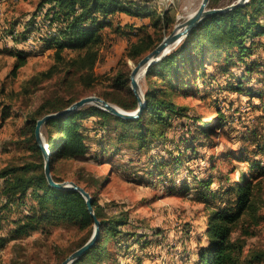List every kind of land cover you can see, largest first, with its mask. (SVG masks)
I'll return each mask as SVG.
<instances>
[{
  "label": "rangeland",
  "instance_id": "374dc122",
  "mask_svg": "<svg viewBox=\"0 0 264 264\" xmlns=\"http://www.w3.org/2000/svg\"><path fill=\"white\" fill-rule=\"evenodd\" d=\"M236 1L219 0L216 7H224ZM38 2L0 0V46L22 48L28 52L26 63L15 73V58L9 54H0V168L12 160H20V157H31L28 150L18 149L17 144L21 145L26 135V120L35 114L42 103L65 100L70 95L85 92V89L90 93L87 96L94 95V90L105 89L108 85L106 77L116 72L130 44L137 40L136 32L147 31L153 37H159L162 33L161 22L154 26L150 16L114 13L109 16L111 25L100 30L103 42L99 59L94 65L96 80L91 90L81 87L73 77L68 79V84L59 86L56 81L61 75H54V78L34 85L28 80L46 71L54 63V49L41 50L37 37L45 30V25H42L43 13L36 20L42 22L40 27L32 31L23 43L14 41L8 31L13 29L16 22H19L15 25L16 30L22 31L36 11ZM145 2L160 13L168 11L173 21L163 39L175 26L193 14L201 0ZM184 37L171 45L154 65L179 46ZM74 53L71 49L63 52L66 56ZM144 55L136 61L127 59L129 68L132 69ZM195 55L198 56V53ZM227 55L223 51L209 50L198 56L200 62L193 71L186 72L187 69H184L180 81L188 84L183 86L181 95L175 96V101L186 107L188 116H174L171 119L172 125L165 128L163 135L149 141L145 148L137 146V136L129 135L125 141L118 140L122 127L115 121L103 128L97 115L77 119L85 127L81 130L88 135L85 141L89 148L78 157L56 158L52 165L60 181L77 182L93 194L104 220L118 218L125 221L119 226L124 235L118 243L107 244L108 259L102 263L195 264L198 246L207 239L204 233L211 211L208 204L197 196L200 184L195 178H212L210 187L215 189L219 185L225 187L238 180L242 172L248 176L255 171L231 153L237 155L243 147L251 149L255 145L250 140L253 137L257 138V142H264V97L222 88L234 81L231 73L236 78L245 73L241 62L230 68L231 73L217 72L219 63ZM245 58L264 60V53L258 49L254 55ZM145 75L146 72H143L138 77L143 94L150 86ZM152 77L159 80L157 75ZM243 80V87L264 91V77L260 71L246 74ZM3 107H10V115L5 119H2ZM192 116L201 119L197 121L199 125L207 123L210 132H198ZM41 132L46 140L43 125ZM191 134L194 150L186 147L183 142ZM99 141L103 143L101 147L98 146ZM174 155L182 158L176 168L165 167L162 175L157 171L149 174L150 169H160L154 160L170 159ZM248 156L257 159L264 167V152ZM2 181L0 179V185ZM2 202L3 197L0 195V204ZM214 203L220 204L218 201ZM19 211H27V206L21 205ZM19 211L7 213V219L1 223L0 237H6V240L0 242V264H59L94 232V224L91 228H82L67 220H55L41 224L26 235L11 239L7 237L11 227L9 220L16 217ZM261 212L264 213V205ZM262 243L264 222L258 226L257 235L248 240V245Z\"/></svg>",
  "mask_w": 264,
  "mask_h": 264
},
{
  "label": "trees",
  "instance_id": "16d2710c",
  "mask_svg": "<svg viewBox=\"0 0 264 264\" xmlns=\"http://www.w3.org/2000/svg\"><path fill=\"white\" fill-rule=\"evenodd\" d=\"M218 2L219 0H209L208 5L216 7ZM122 12L131 16H150V22L154 26L161 22L162 33L159 37H153L147 31L136 32L137 40L130 44L124 59L118 64V69L106 77L108 85L103 90L93 89V93L123 109H136L138 102L130 88L131 69L127 59L136 61L138 57L155 48L173 23L168 11L163 10L160 13L145 0H39L36 11L28 23H25L22 31L16 30L15 25L19 22L8 31L14 41L23 43L32 31L38 30L40 23L45 25V30L37 37L41 50L54 49V63L46 71L33 75L28 82L37 85L43 80L54 78V75H61L56 81L59 86L68 84V79L73 77L81 87L91 90L96 80L94 65L99 59L103 42L100 30L111 25L109 16ZM42 13V22H36L37 16ZM66 49L75 53L66 56L63 54ZM258 49L264 53V0H248L233 9L203 18L189 31L179 46L147 70L145 78L150 86L144 92L145 105L138 118H119L93 103H87L65 116L50 118L43 124L53 180L60 181L53 169V160L62 156L78 157L84 155L89 148L85 141L88 135L81 130L85 127L79 123L78 118L97 115L103 128L115 121L122 127L117 136L118 140L125 141L129 135L137 136V146L145 148L149 141L163 135L165 128L172 125L171 119L174 116H188L186 107L177 103L175 96L181 95L183 86L188 84L180 81L181 73L184 69H187L186 72L193 71L200 62L198 56L203 52L215 50L229 54L219 63L216 70L219 73H231L232 66L242 63L244 75L236 78L231 73L234 81L222 88L264 97L263 90L255 91L243 87L246 74L260 71L264 77V60L245 58L254 55ZM0 54H9L15 58L13 73L26 63L28 57L25 49L17 47L0 46ZM215 55L218 56V53ZM153 75H157L159 80L153 78ZM87 92L85 89V92L70 95L65 100L46 101L26 120V135L21 145L17 144V148L28 150L31 157H20V160H12L0 168V179L3 180L0 185V195L3 197L0 204V226L7 219V213L19 211L21 205L27 206V211H19L16 217L9 220L11 227L7 231V237H21L41 224L55 220H67L82 228H91L94 224L85 199L78 191L61 190L49 184L44 173L42 151L34 134L39 118L69 107L73 102L90 94ZM9 110L10 107H3L2 119L10 115ZM192 119L198 132H210L207 123L197 124L201 120L197 116H192ZM192 138L193 134L189 139H183V142L186 147L194 150ZM256 139H250L255 144L251 149L243 147L237 155L231 153L237 160L255 170L248 176L242 172L238 180L225 187L219 185L215 189L210 187L212 178H195L200 184L197 196L211 208L204 233L207 239L198 246L195 264H264V243L248 245L249 238L257 235L258 226L264 222V213L261 212L264 205V167L257 159L248 156L264 152V142H257ZM102 145V141H99L98 146ZM181 160L180 155H174L170 159H156L154 162L160 169H150L149 174L157 171L162 175L165 167L176 168ZM83 187L92 197L93 210L100 221L103 235L99 233L93 245L71 264H104L102 262L108 259L106 246L111 242L118 243L124 235L119 226L125 221L118 218L104 220L95 197ZM215 201L220 204L214 203ZM5 238L0 237V242L6 240Z\"/></svg>",
  "mask_w": 264,
  "mask_h": 264
},
{
  "label": "water",
  "instance_id": "95a60500",
  "mask_svg": "<svg viewBox=\"0 0 264 264\" xmlns=\"http://www.w3.org/2000/svg\"><path fill=\"white\" fill-rule=\"evenodd\" d=\"M247 0H237L229 5L224 7H207L209 0H201L200 5L198 8L193 12V14L184 22L178 24L174 27V29L165 36L160 43L145 54L142 58H140L134 67H132L130 71V85L134 95L137 97V108L133 111H125L119 106L106 101L105 99L97 96V95H88L78 99L77 101L73 102L69 107L46 114L39 118L36 121L34 134L37 141L38 146L42 151V155L44 158V173L47 178V181L50 185L54 188L61 189V190H76L78 191L85 199L87 209L90 215L94 219V232L91 237L79 248L71 252L60 264H71L75 261L78 257L84 254L95 242L98 237L100 231V221L96 217L93 206H92V197L85 188L74 181H54L50 171V152L47 148L46 141L42 137L41 127L42 125L50 118L61 117L71 113L73 110L79 108L80 106L93 103L101 109H104L113 115L123 118V119H135L138 118L145 105L144 101V94L142 93L139 83H138V74L140 70L143 69V72H147L149 68H151L154 63L158 60V58L164 54L163 52L168 50V48L179 41L182 37L186 36L192 28L195 27L197 23H199L203 18L216 13H221L228 11L230 9L235 8L238 5L246 3Z\"/></svg>",
  "mask_w": 264,
  "mask_h": 264
},
{
  "label": "bare ground",
  "instance_id": "6f19581e",
  "mask_svg": "<svg viewBox=\"0 0 264 264\" xmlns=\"http://www.w3.org/2000/svg\"><path fill=\"white\" fill-rule=\"evenodd\" d=\"M164 52H165V51H164ZM164 52H163V53H164ZM142 74H143V69L140 70V72H139V74H138V77H140Z\"/></svg>",
  "mask_w": 264,
  "mask_h": 264
},
{
  "label": "crops",
  "instance_id": "0c3cea01",
  "mask_svg": "<svg viewBox=\"0 0 264 264\" xmlns=\"http://www.w3.org/2000/svg\"><path fill=\"white\" fill-rule=\"evenodd\" d=\"M118 14H126V13H123V12H122V13H118ZM127 15H128V14H127Z\"/></svg>",
  "mask_w": 264,
  "mask_h": 264
}]
</instances>
